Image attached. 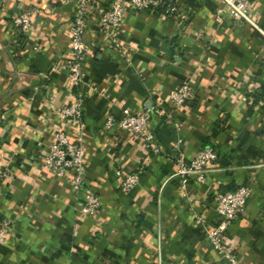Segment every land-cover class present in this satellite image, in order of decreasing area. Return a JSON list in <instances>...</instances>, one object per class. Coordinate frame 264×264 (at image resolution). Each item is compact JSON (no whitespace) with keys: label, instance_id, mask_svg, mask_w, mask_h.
I'll list each match as a JSON object with an SVG mask.
<instances>
[{"label":"crops","instance_id":"0c3cea01","mask_svg":"<svg viewBox=\"0 0 264 264\" xmlns=\"http://www.w3.org/2000/svg\"><path fill=\"white\" fill-rule=\"evenodd\" d=\"M83 39L81 82L71 86L70 33L75 0H0V217L12 230L0 264H230L208 242L218 221V191L247 185L243 213L229 223L226 249L238 264H264V35L234 21L218 0H158L175 5L127 8L118 45L99 29L110 0H94ZM264 32V0H249ZM32 11L21 31L14 18ZM188 81L180 107L172 88ZM83 98V185L100 206L81 216L71 174L42 166L52 133L72 129L57 110ZM146 111L160 151L103 126L122 108ZM218 155L202 182L179 172L203 147ZM141 171L132 188L122 177ZM7 172L8 177L1 174ZM185 179V183L183 182ZM199 218V219H198Z\"/></svg>","mask_w":264,"mask_h":264},{"label":"built area","instance_id":"2783aa9c","mask_svg":"<svg viewBox=\"0 0 264 264\" xmlns=\"http://www.w3.org/2000/svg\"><path fill=\"white\" fill-rule=\"evenodd\" d=\"M222 6L217 9L218 17L225 12L234 21H245L255 27L263 35L264 32L256 25L249 0H218ZM76 13L73 17L70 33L71 61L68 63L69 79L71 86L81 82L83 76V62L87 56V47L83 39L86 20L90 12L98 10L94 0H75ZM158 0H110L108 7L101 12L99 18V29L102 33L110 35L111 40L118 45L113 30H118L122 24V17L127 8L134 10L154 7ZM176 11L175 5H168L164 11L170 15ZM32 11L21 12L14 18V24L23 32L31 26ZM113 29V30H111ZM193 95V89L188 81L174 86L169 93V99L173 107H180ZM83 98L80 94L75 95L69 103L57 110L60 118L67 124L66 128L72 129L74 139L70 140L65 129L58 128L52 133V141L48 145V152L41 164L57 176L71 174V187L75 192H82L83 202L79 209L81 216L92 217L97 213L100 206L98 196L92 191L84 190L83 185ZM104 129L111 131L120 129L139 139L142 151H160L154 143V134L149 124V114L146 111H133L127 107L121 109L119 115L107 114ZM217 153L211 147L199 149L188 161H179V172L193 174L195 179L202 182L209 164L216 161ZM139 171L127 172L122 177V186L132 188L139 179ZM7 178V172L1 174ZM185 183V179H183ZM250 188L247 185H239L235 189L218 191L214 196L215 213L218 221L205 230L208 242L217 250L230 264H238L236 259L227 251L226 230L229 223L243 213ZM199 219V218H198ZM12 230L11 221L8 218L0 219V244L3 243Z\"/></svg>","mask_w":264,"mask_h":264},{"label":"trees","instance_id":"16d2710c","mask_svg":"<svg viewBox=\"0 0 264 264\" xmlns=\"http://www.w3.org/2000/svg\"><path fill=\"white\" fill-rule=\"evenodd\" d=\"M169 5L167 2H160L156 5V8H159L160 11H165L166 7ZM2 217H0L1 219Z\"/></svg>","mask_w":264,"mask_h":264}]
</instances>
